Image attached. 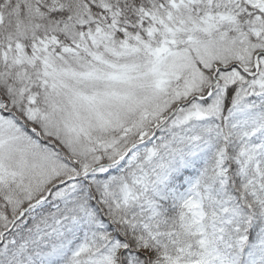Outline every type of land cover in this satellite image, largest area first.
Returning a JSON list of instances; mask_svg holds the SVG:
<instances>
[{
	"label": "snow or ice",
	"instance_id": "6c2138e0",
	"mask_svg": "<svg viewBox=\"0 0 264 264\" xmlns=\"http://www.w3.org/2000/svg\"><path fill=\"white\" fill-rule=\"evenodd\" d=\"M0 264H264V0H0Z\"/></svg>",
	"mask_w": 264,
	"mask_h": 264
}]
</instances>
